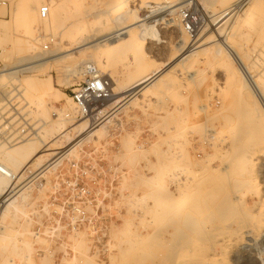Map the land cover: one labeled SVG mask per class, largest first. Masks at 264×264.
<instances>
[{
	"label": "rangeland",
	"instance_id": "374dc122",
	"mask_svg": "<svg viewBox=\"0 0 264 264\" xmlns=\"http://www.w3.org/2000/svg\"><path fill=\"white\" fill-rule=\"evenodd\" d=\"M44 1L52 5L55 16L59 18L52 32L47 31L45 20L39 15L40 8L47 3L40 0H0V71L3 73L17 71L15 67L29 63L34 56L47 58L54 52L74 49L90 37L108 35L118 26L113 19L99 15L106 6L99 4L97 0ZM141 1L143 0L130 2L128 7H124V11L130 7L137 10L142 4ZM151 1L166 5L164 0ZM258 1L262 2L257 4ZM240 2L235 16L222 27L223 34L228 33L230 42L235 44L242 61L248 65L250 75L257 77L258 82L264 84V0ZM199 3L190 0L187 6L198 15L202 13L197 31L191 34L194 36L187 33L181 23L178 14L181 8L176 14L178 19L176 26L168 23L170 19L175 18L168 13L169 16L160 15L147 22L153 24L154 20H157L155 24H158L160 41L148 40L138 49L124 44L110 52H105L107 48L104 45L100 49V55L94 56L93 50H87L61 63L43 66L34 72H18L9 80L0 82L1 164L3 161L1 153L16 148L22 141L41 132L42 122L59 119L62 110L75 113L77 106L71 100L70 94L72 86L83 79L79 76L78 80H74L70 73L73 68L82 70L81 62L93 61L104 74L110 75L114 82L112 90L118 94L149 75L158 66L169 63L164 67L160 77L168 71H171V74L149 90L147 87H150V84L137 88L135 92L137 94L130 100L131 104L123 108L122 115L120 113L115 116L113 124H108L107 129L99 132L101 137L97 138L98 141L91 140L85 144L99 147L102 142L110 141L108 138L110 132L122 128L120 138L121 148L124 150L122 158L129 162V171L128 174L122 172L123 185L120 189L122 201L115 202V207L126 208L127 215L122 217L121 226L112 224L110 246L114 252L107 262H98L95 257L88 254L90 246L86 236L69 237L71 245L65 244V250L72 256L69 250L76 245L80 261L78 264H264V203L259 193L257 194L249 184L253 182L258 167H262L260 178L263 182L262 187L258 188L262 196L264 141L258 139V142L251 144L246 149V158L248 156L249 161L245 158L241 162L230 156V145L221 140L225 139L228 130L234 128L233 124L237 120L236 126L241 121L240 117L238 119L236 117L237 108L244 110L251 105L250 91L244 92L246 97L242 98L235 97L232 91L223 92L221 87L225 74L220 69H225L224 67L221 68L216 60L213 61L211 57L204 55V52L185 61L183 59L191 52L183 54L178 50L182 37L186 40V49L199 35L203 41H216V28L212 26L209 16L226 6L206 4L205 9ZM26 6L32 8L36 14L30 28H27L23 17ZM151 13L152 10L144 8L139 11V17L145 19ZM45 45H49L48 50H44ZM206 48L217 49L219 45L217 42H210L202 49ZM227 64L225 67L231 66L229 61ZM49 81L57 91L47 92L42 103V113L36 111L37 97L40 96L38 90H27L26 95L24 94L30 104L17 95V90L27 88V83L34 82L42 86ZM12 100L15 108L20 110L28 121L26 126L28 125L30 133L25 137H20L22 134L19 126L9 131L15 122L13 118L18 116L15 109H12ZM113 102L114 100L110 99L103 101L100 107L107 108ZM72 116L77 117L75 125L82 121L79 113ZM60 119L65 121L64 117ZM67 127L69 125L65 124L64 129ZM144 132L151 133L146 140L142 139ZM213 136L218 141V149L213 146L210 139ZM17 138L21 139L14 142ZM68 144L69 142L64 143V147L66 148ZM74 144L75 142L72 145ZM45 149L42 148L41 151ZM151 158L157 160L155 165L152 164ZM254 160L258 165L254 167L256 170L251 171L250 164L254 163ZM28 167L30 165L24 167L20 176L25 177L27 174L31 176L26 183L34 178L36 174L32 176L33 171L38 169L33 165L30 169ZM224 170L226 174L225 172L222 174ZM135 179L138 182L134 188L129 182ZM184 181L196 189L189 193L185 192L182 189ZM259 181L258 178L257 182ZM9 182L8 188L12 184ZM25 184L24 182L19 184L12 196L17 197L20 193H16ZM170 186H175V191H171ZM33 189L34 187L28 191V197L24 201H19V213L12 209L10 217L2 222L1 217L4 216L1 212L2 201L11 195L6 198L0 197V264H10L11 260L14 264H25L24 259L28 254L33 255L35 264H61L65 259L64 247L54 250L44 238V243L41 244L36 243L34 237L29 235L34 224L31 212L39 203H44L48 199L47 191ZM128 190L131 196L143 191L145 201L151 200L152 192H166L167 198L148 208L142 201L136 205L132 204V198L124 195ZM138 211L142 212L143 218L141 217L142 220L136 227L135 221H139L140 218ZM12 227L19 229V232L14 235L16 230L14 231ZM150 229L155 230L154 235ZM147 230L148 234L142 235V232ZM21 233L29 241L30 251L25 247H17L21 241L19 236ZM9 234H11L8 237L9 242H3V237ZM151 240L155 242L152 246ZM34 245L38 251L33 250ZM58 252H63L60 262H56L55 254Z\"/></svg>",
	"mask_w": 264,
	"mask_h": 264
},
{
	"label": "bare ground",
	"instance_id": "6f19581e",
	"mask_svg": "<svg viewBox=\"0 0 264 264\" xmlns=\"http://www.w3.org/2000/svg\"><path fill=\"white\" fill-rule=\"evenodd\" d=\"M40 1L47 3V5L50 7L49 16L47 19H44V20H45V24H46L45 28L47 29V31L52 32V30L55 29V27L59 21V18L57 16H55V11L52 8V5L50 3L45 2L44 0H40ZM97 1L99 2V4L106 6V9L101 10L99 15L107 16L110 18V20L113 19L115 22L118 23V26L115 27V29L112 32H110L108 35H105L103 37H90V38L84 40L80 46H78L74 49L65 50L62 52H54L50 56L48 55L49 57H47V58H39V57L34 56V58H31L29 60V63L24 64V65L20 64V66L15 67V69H18L17 71L9 72V74H7V73L5 74V73H3V71H0V82L5 81V80H9L12 77V75H15L18 72H20V73L26 72V71H28V72L33 71L34 72L35 69H38L40 67L52 66L55 63H61L65 60L69 59L71 56L85 52L87 50H93L95 52L94 56L100 55V49L104 45L107 48L105 50V52H110L112 50H115L124 44H128V46L132 47V48H137V49L142 48L144 43H146V41H148V40L158 41L160 38V31L158 29V24L157 25L155 24L157 22V20H154L155 23H153V24H150L147 22H149L153 18H157L160 15H164V14L168 13L169 15L175 16V18H172L169 21L167 20L168 23H171L172 26H176V25H178V19L176 18L177 12L181 8L183 9L184 7H187L190 3V0H175V1L164 0L166 5L162 6V4H155L151 0H143V1H141V3H142L141 6L137 10L132 9L130 7L127 11H124L125 6L128 7L130 2L137 1V0H113L112 2H107V0H97ZM193 1L197 2V3L200 2L199 4L203 5L201 7H204V6L206 7V4H209L210 6L211 5L213 6L216 4L220 5L221 7L226 6L223 10L216 12L212 16H209V19H211L212 23H213L212 26L216 28L215 29V35H216V37H215L216 41L215 42H217V44L219 45V48L211 49L212 46H210L211 48H209V49L208 48L202 49L204 46H206L210 42H213V43H215V42L212 40H209V41L204 40L203 41L202 40L203 38L199 35L197 38L195 37V39L192 40V42L190 43V45L187 49H186V45H187L186 40H184V38L182 37L179 40L178 46H180V47L178 50L180 52H183V54H185L186 52H191L189 55H187L188 53L186 54L187 56L183 59L185 61L189 58L197 57L201 52H204L203 53L204 55H208V57L209 58L211 57L213 59V61L216 60L218 65L221 66V68L224 67L225 69H220L221 72L225 74L224 83L222 84V87H221V90L223 92L225 90L226 91H232V93L235 95V97L240 96L242 98V97H246V94L244 95V92L248 93L250 91L251 98H252L251 105L250 106L248 105V107L246 109L244 108V110H241L240 107L237 108L238 111H237L236 115H238V116H236V117H237V119L240 117L241 121L238 122L237 123L238 126H236L235 123L238 121L236 119L237 121L233 124L234 128L228 130L227 135L224 136L225 137L224 140L221 138L223 143L230 145V151H231L230 156L233 159H236V160L242 162L246 158V154H247L246 149L251 144H253L254 142H258V139H262L264 141V106H263L264 105L263 104L264 103V84H262V82L261 83L258 82L257 77H253L250 75L248 65H246L242 61L239 50L237 49L235 44H232L230 42V37L227 36L228 33L223 34L224 30H222V27L225 26L230 21V19L235 16L236 11L238 10V8L241 5L240 4L241 2H240V0H238V1L236 0L235 3H231L233 0H193ZM242 1H244V0H242ZM249 1H251V0H249ZM261 2L262 1H258L257 4H260ZM151 5H155V6L152 7ZM144 8H148V9L152 10V13L147 18L141 19V17H139V11L144 9ZM168 14L166 16H169ZM200 16L202 17V13H201V15H199V17ZM23 17H24V21H25L27 28H30L36 19V14L32 8H27V6H26V8L23 11ZM162 18H164V17H162ZM164 20H165V18H164ZM195 35H197V34H195ZM191 36H194V35H191ZM39 41H41V40H39ZM263 41H264V39H263ZM189 49H191V50H189ZM201 60H203V59H201ZM226 61L227 62L229 61L231 66L225 67V65H228ZM87 63H94V62L93 61H83V62H81V65L84 66ZM168 64L169 63L158 66L156 69L151 71V73L149 75L140 79L133 86H131L130 88L125 90L123 93L118 94V93H115L112 91L113 94H112V97L110 100H114V102L111 103L107 108L104 107V109L99 110L93 116V118L82 117V119H81L82 121L78 125H75L74 121H75V119H77V117H73L72 115L76 114V116H77V114L79 113L77 110V107H75V113L74 114L69 112V111H67L68 112L67 113L66 111L64 112V110H62V111H60L59 116L64 117L65 121H62L59 117V119H57V120L51 119L50 121L42 122V125L40 127L41 132L35 134V136L33 138L22 141L21 143H19V145L16 148H14L10 151L6 150V151L2 152L1 155H2L3 161L0 164V170H1V173H0V197L4 196V198H6V197L10 196V194L14 190H16V187H18L19 184H21L23 182L25 184L26 183L25 181H28V179L31 178V176H27L28 174L25 177H20L24 167H26L28 165H30V167H31L33 165V166H35V168L38 167V169H36L35 172L33 171L32 176L36 174L34 176V178L31 181H29L28 183H26L16 193V194L20 193L19 195H17V197L16 196H10L6 200L2 199L3 201H2L1 207H2L3 211H1V212H2V215H4V216L1 215L2 216L1 222H2V220H5L8 217H10V214H12V211H11L12 209L15 210V212L19 213L18 203H19V201H24L28 197V191L30 189H32V187H33V186H31V184L37 177L42 175L44 172H47L46 178L49 181L50 177L55 176V173H56L58 167L62 164L61 156L63 154H65L66 152H69L70 153L69 156H73L76 154L75 153L76 146L84 145L86 143H89L91 140L94 142H97L98 141L97 138L101 137L99 132H101V130L107 129L108 124H113L114 121H112V120L115 119V116L119 114L120 110L126 106V104L129 100H132V98L135 97V95L137 94V93H135V92H137V90H136L137 88H139L142 85L144 86V85L150 84L149 85L150 87H147V90H149L150 88H152L156 84H158V82L162 81V79L165 76H167L168 74H171L172 72L168 71L167 73H165L164 75H162L160 77V74L163 72L164 67L165 66L167 67ZM215 66H217V65H215ZM73 69L74 70H72L71 73L69 72L71 75L68 74V76L70 75L74 80H76V79L78 80V78H80V77L82 79H84L83 72H82L81 68H77V69L73 68ZM27 90L28 91L38 90L40 93V96L37 97V101H36V104H37L36 111L38 113H42V111H43L42 103L44 101V98H46L45 96H47V92L48 91H54V92L57 91L52 86L51 81H49L46 85H42V86L36 85L34 82L27 83V88H24L23 90H17V95L22 100H25L28 104H30V103H29V101H27V98H25ZM127 93H129V94L126 95ZM124 95H126V96H124ZM262 97H263V99H262ZM52 98H54V97L52 96ZM128 98H130V99H128ZM249 98H250V96H249ZM71 100H72V98H71ZM244 100H246V99H244ZM262 101H263V103H262ZM196 102H198V101H196ZM243 103H245V102H243ZM245 105H247V104H245ZM109 108L111 110H108ZM93 121L95 123H97V121H101V122H99L96 126H93L94 125L92 123ZM63 122L65 124H68L69 127L64 129L65 124ZM69 135L70 136L73 135V137H69ZM82 136H83V138H80ZM79 138H80V140L77 141ZM210 139L213 142L212 143L213 146L216 149H218L217 148L218 147V141L216 140V137L213 136ZM66 142H69V144L65 148L64 143H66ZM74 142H75V144L72 145ZM70 145H72V146H70ZM58 147L60 148L59 150H58ZM42 148H46V149L44 151H41ZM219 150H221V149H219ZM42 152H44V153L41 154ZM62 152H64V153L57 158V156L60 155ZM216 152H218V151H216ZM230 156H229V158H231ZM247 158H248V156H247ZM247 158H246V161L247 160L249 161V159H247ZM252 161H253V159H252ZM247 164H248V162H247ZM245 165H246V163H245ZM250 165H251L250 166L251 171H253V169H255L254 167L256 165H258V162H255V160H254V163L251 162ZM30 167H28V168L30 169ZM243 168H245V167H243ZM223 172H225V170L222 171V174H223ZM261 172H262V167H258V169L255 172L256 176L254 175L255 177L252 180L253 182H250L249 184L252 186V188L255 191H257V194L259 193L261 200L264 203V191H263L262 196H261L260 192L258 191L262 187L261 183L263 182V181H261V178H260ZM226 173L227 172H225V174ZM258 178L260 180L259 183L257 182ZM23 179H24V181H23ZM9 181H11L12 184L8 188L7 185H8V183H10ZM184 183H185V181H184ZM20 186H22V185H20ZM26 187H28V188L25 189ZM197 187H199L198 184H197ZM182 189L185 192L189 193V191H194L196 188L185 183L183 185ZM21 191H23V192H21ZM7 223H8V221H7ZM12 229L14 230L15 228L12 227ZM18 230L15 231L14 235L19 232ZM101 230H102V227L97 226V230L95 232L97 233V232H100ZM26 233L28 234V231ZM10 235L11 234L4 236L2 241L3 242H9L8 237ZM29 235H32L34 237L36 243L37 242L41 243V244L44 243L43 238L42 237H35V235L33 234V231L31 233L29 232ZM19 236H20L21 241L18 243L17 247H25L26 250L30 251L31 248H30L29 241L25 239V237L22 233L19 234ZM35 246L36 245H34L33 250L38 251L37 247H35ZM62 247H64L65 259L62 261L61 264H78L80 262L78 259V249L76 248V245H73V247H71V250L73 252L72 256H69L67 250H65V244ZM43 257L44 256H42V258ZM24 260H25L24 261L25 264H31V262H33L35 264V260H34V257L32 254L26 255ZM10 264H14V261L11 260Z\"/></svg>",
	"mask_w": 264,
	"mask_h": 264
},
{
	"label": "built area",
	"instance_id": "2783aa9c",
	"mask_svg": "<svg viewBox=\"0 0 264 264\" xmlns=\"http://www.w3.org/2000/svg\"><path fill=\"white\" fill-rule=\"evenodd\" d=\"M49 13L48 5L39 10L43 20L48 18ZM178 14L185 31L194 34L200 24L198 13L185 7ZM48 49L49 45H45L44 50ZM82 72L84 79L72 86L70 95L77 106L79 116L93 118L101 110V102L111 99L114 82L110 75L104 74L94 63L85 64ZM15 107L16 105H13L12 109H15L18 116L13 118L15 122L9 131L19 126L22 134L20 137H25L30 133L28 125L26 126L28 121ZM99 122L101 121H93V126ZM121 130L120 127L110 132V141L102 142L99 147L78 145L73 156H69V152H62L57 156L58 158L63 154L62 164L55 176L48 181L47 172H44L32 182L33 190L47 191L48 196L44 203H39L31 212L33 234L48 241L54 250L63 244L71 245L69 237L83 235L90 246L88 254L98 262L109 261L114 252L110 246L114 223L112 219L117 198V183L122 177V171L118 166L109 163L107 156L109 150L115 148L120 141ZM20 139L17 138L14 142ZM97 226L102 227V230L96 233ZM69 252L73 254L71 249ZM55 256L56 262H60L63 252H58Z\"/></svg>",
	"mask_w": 264,
	"mask_h": 264
},
{
	"label": "crops",
	"instance_id": "0c3cea01",
	"mask_svg": "<svg viewBox=\"0 0 264 264\" xmlns=\"http://www.w3.org/2000/svg\"><path fill=\"white\" fill-rule=\"evenodd\" d=\"M131 104L130 100L127 102L126 106L124 108H126L127 106ZM123 109V108H122ZM122 109L120 110L119 114L122 115ZM144 136H142V139L146 140V138H149L151 136V133L150 132H144ZM122 155H124V150H122L121 148V144H120V141L117 143L116 147L113 148V149H110L109 150V153H108V161L109 163H111L112 165H116L118 166L122 172H124L125 174L127 173L128 174V171H129V168H128V165H129V162L127 160H124L122 158ZM121 156V157H120ZM152 164L155 165V163L157 162V160L155 158H151L150 159ZM148 178H151L148 176ZM122 182H123V177H121V179L118 181L117 183V198H116V202L117 203H120L122 201V193L120 192V189L122 188ZM138 180H132L130 181V185L131 187H134L137 186ZM148 183H150L148 181ZM170 189L171 191H175V186H170ZM125 196L127 197H131L132 198V204H137L138 202H141L144 203V204H147L148 208H152L154 206L155 203H161L162 201H165V199L167 198V194L166 192H160V193H151V200L150 201H145V196L143 194V191L142 192H138L137 194H135L134 196H131V193H130V190H128L127 192L124 193ZM134 200V201H133ZM139 215V221H135V226L137 227L139 224H140V221L142 220V212L141 211H138L137 213ZM127 215V209L124 208V207H119V206H116L115 207V210L113 212V219L112 221L116 224V226H121L122 223H123V219L122 217L123 216H126ZM142 217V218H141ZM134 229H136L134 227ZM152 235H154V232L155 230L154 229H150L149 230ZM148 234V230L147 231H143L142 232V235H147ZM155 242H153V240L150 241V246L154 245ZM156 245L158 246V244L156 243Z\"/></svg>",
	"mask_w": 264,
	"mask_h": 264
}]
</instances>
